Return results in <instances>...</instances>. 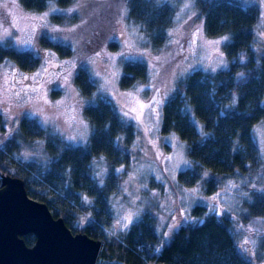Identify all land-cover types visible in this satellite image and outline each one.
Returning <instances> with one entry per match:
<instances>
[{
  "label": "trees",
  "instance_id": "16d2710c",
  "mask_svg": "<svg viewBox=\"0 0 264 264\" xmlns=\"http://www.w3.org/2000/svg\"><path fill=\"white\" fill-rule=\"evenodd\" d=\"M121 1L56 0L60 6L72 8L63 21L59 15L54 16L56 23L68 27L60 30L64 31L63 36L53 38L51 35L58 31L41 28L36 36L38 45L46 51H55L61 58L75 59L77 55L83 61L102 49L120 51L123 56L121 86L134 91L140 81L147 80L149 66L144 61L132 59L131 50L120 40ZM48 2L20 0L25 9L38 11L46 9ZM126 2L130 16L146 25L151 34L152 47L158 58L155 64L164 67V64L180 61L183 54L169 37L173 9L168 5L158 6L154 0ZM197 7L207 35L228 38L223 51L229 67L211 76L196 70L180 81L163 103L161 137L174 135L184 142L189 159L200 168V172L180 171L178 181L187 187L202 181L209 194L215 191L222 178L243 177L259 166L253 129L264 120V37L261 39L257 30L259 10L255 5L243 0H198ZM0 20L11 25L3 9H0ZM86 44L97 49H90L88 53L76 52L75 48ZM8 60L27 72L35 71L40 65L36 54L17 49L9 37L0 42V64ZM73 79L82 96L91 97L96 85L87 67H76ZM235 97L237 102L232 105L228 100ZM84 112L93 127L88 145L64 150L51 161L49 170L39 175L24 167H17L15 172L7 171L9 148L0 139V171L12 172V176L22 178L28 194L46 203L54 217L63 218L73 233H85L101 240L99 260L104 264L264 263V247L254 255L243 253L241 228L236 218L227 214L222 217L215 213L206 215V208L201 205L193 208V215L198 216L199 221L180 226L169 241H163L151 212L124 232L109 230L113 216L107 191L92 180L89 172L93 161L101 157H105L111 166L127 162L115 140L123 133L128 137L127 141L131 139L134 126L122 121L113 101L107 103L97 99L86 105ZM18 129L23 137L31 140L43 135L39 123L31 117H23ZM108 187L114 191L117 184ZM78 192L90 198L89 206H82ZM81 208L91 213L92 220L79 227ZM241 211L243 214L235 212L245 215V221L249 217L264 218V191L251 190L249 199H243ZM23 238L28 246H33L36 240L34 234Z\"/></svg>",
  "mask_w": 264,
  "mask_h": 264
},
{
  "label": "rangeland",
  "instance_id": "374dc122",
  "mask_svg": "<svg viewBox=\"0 0 264 264\" xmlns=\"http://www.w3.org/2000/svg\"><path fill=\"white\" fill-rule=\"evenodd\" d=\"M154 1L158 6L168 5L173 9L169 37L179 47L183 58L175 64H164V67L155 64L154 61L158 58L152 47L151 34L149 35L146 25L130 16L129 6L126 0H122L118 17L120 40L131 50L132 59L144 61L149 66L147 80L140 81L134 91H129L121 86L123 56L120 51L102 49L83 61L77 55L75 59H64L55 51L40 48L36 36L41 28L56 29L58 32H54L52 38L63 36L64 31L60 30H65L68 26L56 23L54 16L59 15L63 21L64 15L72 8L62 7L56 0H51L46 9L38 11L25 9L20 0H16L15 4L12 0H0V5H4L0 9L8 14L11 25L15 22V27L12 28L0 20V42L9 37L14 47L31 51L40 59L39 67L33 72L23 71L9 60L0 64V139L9 148L7 171L15 172L17 167H24L42 175L49 170L51 161L64 150L88 145L93 127L84 112L86 105L97 99L107 103L113 101L122 121L132 124L135 133L128 141L125 133L115 140L126 163L111 166L105 157H101L93 161L89 172L92 180L107 191L113 216L109 230L124 232L142 220L147 212H151L156 218L157 229L162 234L163 241H169L172 233L180 226L199 221L200 218L193 215V208L201 205L206 208V215L215 213L222 217L227 214L236 218L237 225L241 228L240 244H244L245 238L254 241L242 248L243 253L254 255L264 247V218L249 217L245 221V215H238L236 212L242 213L243 199H249L251 190L264 191V120L253 129V137L259 150V166L256 170L243 177L222 178L215 191L209 194L202 181L192 187L178 181L180 171L192 169L200 172V168L189 159L184 142L174 135L161 137L163 103L189 74L199 70L211 76L227 69L229 60L223 51L225 36L207 35L204 20L198 11V0ZM243 1L258 8L257 30L262 39L264 2ZM189 3L191 6L186 7ZM53 8L57 10L52 11ZM44 13H48L46 20H37L33 30L30 17L43 16ZM45 23L47 26H43ZM3 27H8L12 34L5 36ZM210 41L220 43H209ZM91 46L86 44L75 50L77 53H88L90 49H97ZM76 67H87L91 73L96 87L89 98L82 96L74 82ZM153 97L161 103L152 104L151 108L145 107L140 119H136L140 111L137 101L148 105ZM237 99L229 98L228 101L235 105ZM132 108H136L137 112H132ZM125 112H128L127 116L124 115ZM23 117L34 118L39 123L43 130L42 137L31 140L21 135L18 126ZM124 144L128 147H124ZM168 157L172 159L169 160ZM183 161H187V164ZM7 171L3 173L14 175ZM69 172L67 169L66 175ZM117 178L120 180L117 181ZM110 184H117V188L110 191ZM232 184L236 187H232ZM77 195L83 207L89 206L91 202L86 194L78 192ZM130 213L132 222L128 223L124 217ZM91 220V213L81 208L78 226ZM126 223L128 226L124 227ZM245 248L251 251H245ZM104 263L99 259L97 261V264Z\"/></svg>",
  "mask_w": 264,
  "mask_h": 264
},
{
  "label": "water",
  "instance_id": "95a60500",
  "mask_svg": "<svg viewBox=\"0 0 264 264\" xmlns=\"http://www.w3.org/2000/svg\"><path fill=\"white\" fill-rule=\"evenodd\" d=\"M0 264H97L102 241L73 233L22 178L0 171ZM34 234L33 246L23 236Z\"/></svg>",
  "mask_w": 264,
  "mask_h": 264
},
{
  "label": "snow or ice",
  "instance_id": "6c2138e0",
  "mask_svg": "<svg viewBox=\"0 0 264 264\" xmlns=\"http://www.w3.org/2000/svg\"><path fill=\"white\" fill-rule=\"evenodd\" d=\"M49 2H50V0H49ZM262 2H264V0H262ZM12 3L15 4V3H16V0H12ZM2 6H4V5H0V7H2ZM190 6H191V3L186 4V7H190ZM56 10H57V9H55V8L52 9V11H56ZM47 15H48V13H44L43 16H35V15H34V16H31V17H30L31 21L33 22V30L35 29V22H36L37 20H46ZM43 26H47L46 23H45ZM0 27H2V26H0ZM11 27H12V28L15 27V22L12 23ZM54 30H56V29H54ZM3 33H4L5 36H10V35L12 34L8 27H3ZM223 39H224V40H227L228 38H227V37H224ZM209 43L219 44L220 41H210ZM213 70H214V69H213ZM27 78H28V77H25V79H27ZM33 79H34V77H33ZM65 80H67V77H65ZM137 103H138V105H139V109H140V111H139V113L137 114L136 119L139 120L140 117H141V115H142V113H143V109H144L145 107H149V108H151L152 104H157V105H158V104L161 103V101H160V100H157L155 97H153V100H152L148 105H145L144 103L139 102V101H137ZM131 111H132V112H137V109H136V108H132ZM153 111H155V109H153ZM124 115L127 116V115H128V112H125ZM168 159L171 160L172 157H168ZM183 163L187 164V161H183ZM232 187H236V185H235V184H232ZM253 187H255V185H253ZM193 191H196V190L193 189ZM216 195L219 196V193H217ZM244 195H247V193H245ZM215 198H216V197H213V199H215ZM124 219H125L126 221H128V223H131V222H132V214L130 213L128 216H125ZM127 226H128L127 223L124 224V227H127ZM251 243H254V241L250 240L249 238H245V240H244V244L241 245V247L243 248L245 245H248V244H251ZM245 251H249V252H250L251 249H247V248H245Z\"/></svg>",
  "mask_w": 264,
  "mask_h": 264
},
{
  "label": "bare ground",
  "instance_id": "6f19581e",
  "mask_svg": "<svg viewBox=\"0 0 264 264\" xmlns=\"http://www.w3.org/2000/svg\"><path fill=\"white\" fill-rule=\"evenodd\" d=\"M99 258V257H98Z\"/></svg>",
  "mask_w": 264,
  "mask_h": 264
}]
</instances>
